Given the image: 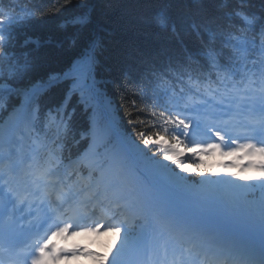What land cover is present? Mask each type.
Here are the masks:
<instances>
[{
  "label": "snow or ice",
  "instance_id": "obj_1",
  "mask_svg": "<svg viewBox=\"0 0 264 264\" xmlns=\"http://www.w3.org/2000/svg\"><path fill=\"white\" fill-rule=\"evenodd\" d=\"M240 3L245 4L247 0H240ZM233 17H238L242 21L239 31L235 30L233 24H215L214 20L202 26L207 33V51L203 55L218 74L219 87L223 89L222 95L235 93L238 96H256L264 105V16L257 20L254 13L238 8L227 14L229 21ZM159 21L164 28H169L168 17L161 14ZM88 22L87 12L73 20V23L80 27L86 26ZM18 23L19 18L6 17L0 13V56L7 57V50L3 47L5 34L7 33L10 37L13 24ZM257 23H259V30L254 33L252 39H249L245 33L253 30ZM195 27L199 33L201 26ZM171 30H175L174 24L171 25ZM255 36H258L259 43ZM72 43H76L75 39ZM96 49L97 42L90 41L84 45L80 54L66 69L38 81L29 79L31 62L27 59V54L23 62L10 64L6 74L0 69V113H3L0 115V147L10 144L17 133L31 134L34 131H41L42 128H38V125L54 127L58 136L61 134L67 136L72 131V117L79 107L88 117L87 128L81 133V138L87 139L89 144L82 159L91 169L101 173V176L88 186L91 198L97 203L102 200L106 205L116 202L117 206L124 204L139 210L150 211L157 219L173 229L197 233L208 238L232 255V264H264V195L256 208L245 209L231 194V190L234 189H254L257 185L253 181L259 182V187L264 193V107L261 108L258 119L231 130L204 125V128L216 137V141L203 142L196 139V136L203 132L201 122L185 115L184 110L175 101L171 102V107L165 104L154 105L150 112L152 120L149 121L153 130L151 132L141 130L138 133L140 143L127 136L121 137L119 148L111 154L112 164L105 172L103 166L90 160V157L101 142L117 134L118 128L115 117L108 111L110 104L105 106L106 112L103 118L97 111L100 91L96 81ZM225 49L228 51L226 52ZM221 56L224 57V64L220 63ZM253 56L256 59H253ZM189 59L192 57L189 56ZM249 64L259 65L261 88L258 96L249 86L252 83L250 78L252 69L247 67ZM237 75H239V82L233 79ZM246 80L247 84H245ZM56 88L63 89V97L58 103L49 105L47 101L50 93ZM135 122V120L129 121V123ZM233 131L236 135H232ZM36 140L39 141V136ZM240 140L244 142H238ZM228 144L236 146L225 151L222 145ZM187 153L197 158V162L187 163L185 159ZM213 153H219L222 156L239 154L240 159L246 157L247 164H226L222 167H239L241 171H257L260 174L259 177H250L232 173L231 180L202 181L201 183L206 186L205 190L195 196L204 204L218 205L230 217H246L254 228H258L261 237L259 259L251 255L248 248L241 245L233 236L210 229L206 224L192 218L177 203V197L188 190L182 184L184 177L179 176L175 169H181L185 173H199L201 164L198 158L210 156ZM8 159L11 165V157L9 156ZM56 159L55 153L49 154V163ZM129 161L136 165L137 171L142 170L141 175L145 176L147 187L129 179L127 166ZM4 171V166L0 164V173ZM39 175L48 180L56 176V172L51 168H44ZM237 180L240 183H236ZM76 195L77 193L69 189L63 193L62 197H57L62 204H69V210L73 215L69 220L57 223L54 230L46 232L36 241L31 264H57L62 259H72L82 255L97 260L99 264H124L125 251L136 250L141 245L140 238L135 235L132 228L134 217L117 224L105 225L103 221L82 224V217L77 208L73 207ZM0 201L6 202V207L10 205L14 208L16 204L13 194L10 191L4 192L2 189H0ZM102 227L106 231L114 232L121 240L120 247L115 253H112L111 249L109 253L103 255L85 252L79 248L69 250L59 248L52 243L54 237L65 236L69 234L70 229H73L71 234L76 235L79 230L99 232ZM2 245L3 238H0V247ZM109 254H111V260ZM0 264H4L3 259H0Z\"/></svg>",
  "mask_w": 264,
  "mask_h": 264
},
{
  "label": "trees",
  "instance_id": "obj_2",
  "mask_svg": "<svg viewBox=\"0 0 264 264\" xmlns=\"http://www.w3.org/2000/svg\"><path fill=\"white\" fill-rule=\"evenodd\" d=\"M30 3L32 16L12 29L7 52L19 62L27 54L31 62L29 79L38 81L66 69L85 44L96 41L100 98L110 104L118 128L137 143L141 130L152 131L145 117L147 112L139 104V85L155 67L182 56L179 40L188 49L206 40L203 35L200 41L192 26H201L203 34V25L212 20L215 24L224 23L227 14L238 8L264 16V0H247L245 4L240 0H30ZM85 12L89 15L87 25L74 24V18ZM161 14L168 17L169 28L160 23ZM62 97L63 89L56 88L47 102L52 105ZM86 119L87 114L78 107L71 121L74 141L86 128ZM130 120L136 122L129 123ZM175 172L188 183L202 187L195 177H187L181 169Z\"/></svg>",
  "mask_w": 264,
  "mask_h": 264
},
{
  "label": "bare ground",
  "instance_id": "obj_3",
  "mask_svg": "<svg viewBox=\"0 0 264 264\" xmlns=\"http://www.w3.org/2000/svg\"><path fill=\"white\" fill-rule=\"evenodd\" d=\"M21 136H23V137H27V135L26 134H20Z\"/></svg>",
  "mask_w": 264,
  "mask_h": 264
},
{
  "label": "rangeland",
  "instance_id": "obj_4",
  "mask_svg": "<svg viewBox=\"0 0 264 264\" xmlns=\"http://www.w3.org/2000/svg\"><path fill=\"white\" fill-rule=\"evenodd\" d=\"M97 263L99 264V262L97 261Z\"/></svg>",
  "mask_w": 264,
  "mask_h": 264
}]
</instances>
